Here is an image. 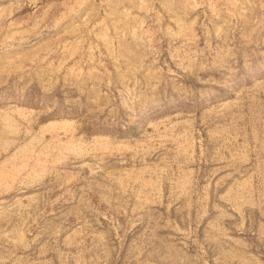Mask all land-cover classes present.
<instances>
[{
    "label": "rangeland",
    "instance_id": "obj_1",
    "mask_svg": "<svg viewBox=\"0 0 264 264\" xmlns=\"http://www.w3.org/2000/svg\"><path fill=\"white\" fill-rule=\"evenodd\" d=\"M0 264H264V0H0Z\"/></svg>",
    "mask_w": 264,
    "mask_h": 264
}]
</instances>
